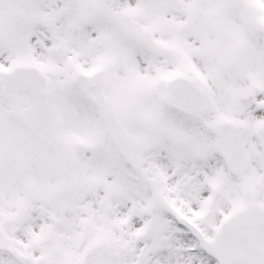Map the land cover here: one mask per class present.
<instances>
[{"label":"snow or ice","instance_id":"1","mask_svg":"<svg viewBox=\"0 0 264 264\" xmlns=\"http://www.w3.org/2000/svg\"><path fill=\"white\" fill-rule=\"evenodd\" d=\"M0 264H264V0H0Z\"/></svg>","mask_w":264,"mask_h":264}]
</instances>
